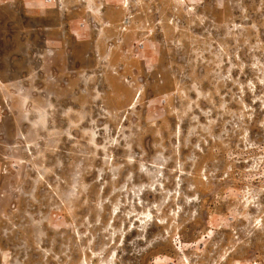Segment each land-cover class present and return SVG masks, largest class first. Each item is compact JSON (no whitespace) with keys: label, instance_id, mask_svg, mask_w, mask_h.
<instances>
[{"label":"rangeland","instance_id":"1","mask_svg":"<svg viewBox=\"0 0 264 264\" xmlns=\"http://www.w3.org/2000/svg\"><path fill=\"white\" fill-rule=\"evenodd\" d=\"M29 1L42 4L39 5L41 9H27L26 4ZM63 2L67 4L66 10L59 4L52 6L54 0H0V109H3L2 118H0V212L10 214L13 223L19 226L14 234V242L19 243L34 231L28 226L26 211L31 212L37 219L41 215H55L54 202L49 199L50 193L47 185L41 183L36 186L37 203H33L27 196L21 195L17 199L18 194L10 191L11 186H20L24 192L32 190L37 175L35 168L32 167L33 164L37 167L41 165L53 167L57 160H61L64 163L63 169H55V171L57 175L65 178L70 172V164L74 160L83 158L85 167L89 164L93 165V170L84 176L85 182L92 184L89 198L93 201L97 199L103 180H110V174L106 172L103 180L96 182V169L104 166L105 153L103 151H98L96 158H91L87 154L83 157L76 155L78 149L74 147V144L77 140L81 144L84 143V140H81V130H72L75 138L72 140L62 135L68 126L69 119H76L74 115L67 118L62 116V112L69 105L79 110L85 101H89V95L94 87L108 93L114 107L124 108L133 95L125 80L148 81L144 103L137 106L135 115H127L122 124L120 121L98 119V124H109L112 129L111 135H116L117 128L121 126L125 130L124 135H129L128 130L131 129L133 134L130 139L131 152L138 158L142 156L144 161L153 160L161 151V146L167 149L164 155H171L172 146L177 142L180 144L179 158L183 160L193 151L192 145L198 139L196 136L188 138V131L194 123L190 119L191 115L199 116L201 123L206 122L200 109L206 110L212 105L203 99L199 101L200 107H193L192 113L185 117L183 122L178 121L171 112L172 108L182 109L186 105L187 101L183 97L176 95L167 104L152 105L153 100H158L161 96L176 91L177 83L181 84L183 89H190L192 84H196L199 91L211 92L212 100L216 105L227 102L228 110L233 113H239L242 109L237 97L240 85H244L243 103L249 106L253 115L250 122L245 116L244 122L250 130V139L264 144V131L258 127V123L264 120V106L260 100L254 99L264 94V86L256 82L258 72L257 69L251 67L253 56L264 60V55L256 49L250 51L249 47L256 42L257 36L261 42H264V26H262L264 25V12H256L260 0H199L195 5V16L203 18L202 24L194 16H186L182 11L174 12L170 0H128L127 11L122 7L121 0H97L98 3L104 4L101 19L111 25L105 28L104 32L105 37H110L107 41L108 45L112 46L109 63L116 67V74L99 60L98 48L100 56L106 52L104 40H98L100 24L91 13L86 12L84 4L78 0H63ZM241 9H247L246 13ZM162 16L163 24H157ZM173 16L181 29L179 32H173L172 25L168 23ZM253 23L256 24L258 32L251 28ZM236 25L241 27H234ZM245 37L249 38L248 44L244 43ZM178 38L181 42L179 47L172 43ZM221 47L227 51L228 55H220V68L217 69L218 61L215 53ZM234 53L239 55V61L236 60ZM149 61L156 62V67L151 73H149ZM229 61L232 64L243 62L245 65L243 72L239 67L232 68V80L218 83L216 73L218 71L220 76L227 74L230 67ZM33 72L36 77L29 81L27 78ZM92 75L95 79L86 83L85 78ZM237 80L238 84H234L233 81ZM249 80L255 83L254 92L249 91L246 86ZM6 87L9 90L12 88L38 89L40 91L31 93L32 98L37 101L47 97L49 93L52 94L51 102L56 105L54 118L49 121L47 132L38 130V136L34 133L29 137V140L34 143L18 139L14 113L8 111V105L4 100ZM187 96L195 100L196 91H187ZM84 110L91 111L93 118L99 117V109L95 108L90 101ZM158 114H162V118L156 120V127L150 126L149 119L155 118ZM218 114V111L213 109L212 116L216 117ZM230 119L232 117L229 115H222L213 126L212 134L221 136L235 153L238 151L236 148L238 134L233 135L232 124L225 123ZM88 127L87 121L81 125V129ZM177 128L180 131L179 138L175 135ZM225 129L228 130L227 136L222 135ZM19 131L27 134L29 126L26 123L21 124ZM157 131L160 133L159 136L156 135ZM186 138L188 139L187 147L184 146ZM97 143H103L102 131L97 137ZM16 145L18 147H15ZM124 145L125 141L121 140L119 146L109 149L113 164L125 163L129 152ZM201 147H204L205 151L200 157L197 172L201 165L207 163L209 170L212 168L220 170L217 172L219 176L227 165L232 163L227 159L228 149H225L219 141L213 142L208 139V146L205 147L201 142ZM212 148H218L219 151L213 152ZM54 149L58 150L54 151ZM175 160L176 157L173 156L167 168L174 167ZM16 161L20 163L13 168L12 165ZM245 166L243 162L234 164L232 175L237 179L232 182V187L239 189L243 186L238 170ZM188 167L185 165V170ZM4 169L7 171L5 172ZM129 171L134 173L133 183L139 184L147 181L144 174L137 171V165L125 164L116 181L117 186L123 182ZM165 175H169L167 169ZM175 175L172 173L169 176L170 182L165 187L174 186ZM182 179L185 181L181 185L183 189L187 183L193 182L194 178L182 177ZM47 180L55 186L54 176L49 175ZM111 188V183L106 185L103 192L99 193V198L107 197ZM224 189V184H216L214 188L206 186L199 189L200 200L192 205L198 208V215L181 228L182 242L194 243L203 232H211L216 222L215 217H227L230 209H235L238 213L244 211L239 199H217L216 193L223 195ZM117 196H120L123 202L121 193L113 195L111 200L114 202ZM129 198L131 199V194ZM141 199L151 202L159 199V196L145 192ZM260 200L264 203V195L260 197ZM133 205L137 211L140 210L135 201ZM14 206L18 209L16 213H12ZM110 208V204L104 205L105 211L101 216L105 223L108 220ZM127 208L128 205H124L121 212ZM87 211L88 209H82L77 215L83 217ZM247 213L249 216H256L257 210L250 206ZM116 216L117 219L113 220L114 227H118L122 219L120 213ZM94 219L95 214L90 217V220ZM248 223L249 221L243 216H238L230 221L229 227L221 226L216 229L207 245L205 255L203 257L193 256L194 264H203V261L209 258L208 253L214 257L221 248L234 242V236L243 238V230ZM4 227H10V225L7 221L0 219V228ZM41 227L47 233L42 246H50L54 238V250L56 251L60 250L61 244L66 243L71 235L65 229H60L59 232L53 231L48 227L47 222ZM124 227H128L127 223ZM157 230L158 226L150 228L148 236L151 237ZM61 233H64L63 238ZM135 235L136 230L133 229L132 233L125 237L126 252H131L127 241ZM249 239L250 245H240L237 251L230 256L229 261L243 262L257 257L264 258V232L256 231ZM140 243L142 242L137 241V244ZM213 244L218 245L215 251ZM193 252V249H187L185 255L191 256ZM156 254L161 256L157 257L156 264H167V258H174L177 252L169 243H158L154 249L150 250L148 257ZM72 255L73 259L79 258L75 250ZM141 255L143 257V254ZM29 257L28 264H40L39 253L33 250L29 253ZM148 257L143 258L146 260ZM139 259L141 257L134 254L123 256L124 261H132V264H137ZM49 264H53L50 257Z\"/></svg>","mask_w":264,"mask_h":264},{"label":"clouds","instance_id":"2","mask_svg":"<svg viewBox=\"0 0 264 264\" xmlns=\"http://www.w3.org/2000/svg\"><path fill=\"white\" fill-rule=\"evenodd\" d=\"M83 3L85 10L91 13L96 21L100 24L98 40L103 39L106 46V52L104 55H99V48L97 50L99 60L106 68L110 69L116 74V67L111 65L112 46L108 45L107 41L110 37H105L104 29L111 25L104 22L101 17L103 15L102 8L103 3H98L97 0H78ZM173 5V11L183 12L186 16L195 17L200 23H203V18L195 16V5L199 0H170ZM59 4L61 8L67 9V4L63 0H54L52 6ZM121 5L127 11L128 0H121ZM246 13L247 9H241ZM256 12H264V0H260L259 5L256 8ZM168 23L172 25L173 32L181 31L178 26V22L173 16L168 20ZM157 24H163V16L161 20L157 21ZM264 26V25H262ZM241 27V26H234ZM251 28L258 32V28L255 23L251 25ZM151 32V29H149ZM172 43L179 47L180 39H175ZM244 43H249V38L245 37ZM250 51L253 49L259 50L264 55V42H261L257 36L256 42L251 44ZM210 50V49H209ZM223 54L228 55L227 51L223 47L219 49L215 55L217 56L216 68H220L219 57ZM235 55L237 61L240 60L238 54ZM251 67L257 69L258 75L256 76V82L264 86V60L253 56ZM230 67L227 74L220 76L217 71L218 83H222L225 80H232L231 70L232 68L239 67L243 72L244 63L232 64L229 61ZM156 67L155 61H149V73ZM36 77L35 72L31 73L27 78L29 81L34 80ZM95 79L94 75L87 76L85 82H90ZM128 87L132 90L131 100L124 108H117L113 106L112 101L109 98V94L94 87L89 95V101L91 104L99 109V117L93 118L91 111H85L89 101H85L79 110L74 109L71 105L67 106L62 112V116L69 117L74 115L76 119H69L68 126L62 133L67 136L68 139H75L72 135L73 129L81 130V140L84 143L81 144L79 140L76 141L74 147L78 149L76 155L83 157L85 154L91 158H96L98 151H103L104 166L96 169V182L103 180L105 173L110 174V180H103L100 186L99 193L103 192V188L111 183V192L107 197L103 199L99 198V193L96 200H90L89 191L92 187L91 183L85 182L84 176L93 170V165L89 164L85 167L83 158L74 160L70 164V172L67 177L62 178L57 175L55 169H63L64 163L61 160H57V163L53 167H44L43 165L37 167L32 165L36 170V179L34 181V187L30 192H24L20 186H11L10 191L16 192L19 196H27L33 203H37L36 199V186L43 183L47 185L49 189V199L54 202L55 215L43 216L41 215L37 219L31 212L26 211L25 216L29 221V227H32L34 231L26 236L19 243L14 242L15 232L18 229V225L13 223L10 218V214L0 212V219L7 221L10 227L0 228V264H28L29 253L33 250L40 254V264H49V257L53 264H132V261H124V255H135L141 257L137 261V264H156L157 257H161L159 254L148 257L150 250L158 243H169L176 250L177 255L174 258H167V264H194L193 256L203 257L206 253L208 243L211 241L212 236L215 234V230L219 227H229L230 221L236 219L238 216L249 221L247 227L243 230L244 237L234 236V242H230L225 247L216 252L213 257L211 253H208V259L203 261V264H264V258H253L244 260L243 262L232 260L229 261L230 256L235 253L240 245L249 246L250 237L254 235L256 231L264 232V203L261 202L260 197L264 195V144H260L250 139V130L245 124V116H247L250 122L253 119L252 110L248 105L243 103V88L244 85H240V91L238 99L242 105V109L239 113L230 112L227 108V102H221L216 105L212 100L211 92H202L197 89L196 84H192L190 89H183L182 85L177 83L176 91L169 92L161 96L158 100H153L152 105L167 104L173 96L179 95L183 97L187 103L182 109L172 108L171 112L175 115L178 121L183 122L185 117H188L193 111V107L199 108V101L201 99L208 101L212 107L208 109H200L201 114L205 117L206 122L201 123L199 116L191 115L190 119L194 122L193 126L188 131V138L196 136L197 142L192 145L193 151H191L183 160L180 156V144L172 146V154L164 155L167 149L161 146V151L156 154L155 158L151 161H144L142 156L138 158L131 152L132 144L130 142L131 129H129V135H124V128L118 127L116 135H111L112 129L108 123L98 124V119H106L108 121L116 122L122 121L127 115L136 114L137 106L144 103V97L148 88V81L140 82L139 79L125 80ZM162 84L163 81L161 80ZM234 84H238L237 81H233ZM247 88L249 91H255V83L252 80L247 82ZM195 90L197 98L191 100L187 96V91ZM33 91H40L38 89H16L9 90L8 87L4 89V100L8 105V111L14 113V119L17 126L18 139H23L27 143H34L29 140V137L34 133L38 136L39 131L48 130L49 121L53 120L56 105L51 102V93L39 101L34 100L31 96ZM218 94V90H217ZM256 100L262 102L264 106V94L254 97ZM223 101V97H221ZM213 109L218 111L216 117L212 116ZM3 109H0V118H2ZM123 113V115H121ZM229 115L232 119L225 121L226 124H232L233 135L238 134V143L236 148L238 151L235 153L229 148L221 136H215L212 134V128L216 125L217 120L222 115ZM162 114H158L155 118L149 119V124L152 127H156V120L161 119ZM88 122L89 127L87 129H81V125ZM27 124L29 126V132L27 134L20 132L19 128L21 124ZM258 127L264 131V120L258 123ZM199 130V131H198ZM103 132V143H97V137ZM160 135L159 131L156 133ZM179 138L180 131L177 128L175 133ZM223 136L228 135V130L225 129L222 132ZM207 137V139L205 138ZM39 138V137H38ZM208 139L213 142L219 141L220 144L228 149L227 159L232 161L223 170L222 174L217 176V172L220 171L217 168L209 170L207 163L203 164L199 168V172L196 171L197 165L200 161V157L204 154L205 148L201 147V142L204 146H208ZM125 141L124 147L129 154L125 159V163L113 164V158L109 154V149L113 146H119L120 141ZM242 145V147H241ZM185 147L188 146V139L185 140ZM15 147H18L16 145ZM58 149H54L56 151ZM211 151L218 152V148H212ZM199 153V155L197 154ZM173 156L176 157L174 167L167 168L170 161L173 160ZM34 159V158H33ZM251 161V163H249ZM243 162L246 166L238 170L240 182L242 187L236 189L231 186L232 182L237 178L232 175L234 171V164ZM20 161L13 163L12 167L15 168ZM125 164L131 166L137 165V171L144 174L147 178L146 182L139 184L133 183L134 173L129 171L124 177L122 183L118 186L116 181L119 179L120 171L125 167ZM185 165L189 167L185 170ZM167 169L169 175H165ZM6 172L7 169H4ZM175 173L173 178L174 186L169 188L165 187L168 184L169 176ZM51 175L55 177V186L50 184L47 177ZM182 177H192L193 182L187 183L185 188H181V185L185 183ZM216 184H224L225 189L223 195L219 192L216 193L218 200L228 198L239 199L240 205L243 207V212H236L235 209L229 210L227 217H215V223L212 226L211 232L206 231L200 234L199 238L194 243L182 242L180 230L190 220H194L198 215V208L192 207L200 200L199 189L201 187L211 186L214 188ZM210 190V189H209ZM149 192L154 195H158L159 199H154L151 202L142 200L143 193ZM117 193L123 194V202L120 196H117L113 202L111 197ZM189 193H191L189 195ZM131 194V199L129 198ZM139 205V211L133 205ZM182 201V202H181ZM110 204V212L108 213L107 222L102 221L101 214L104 213V205ZM124 205H128V208L121 212V208ZM255 207L257 210L256 216H249L247 210L249 207ZM82 209H88L87 213L80 217L77 215ZM18 209L14 206L12 213H16ZM120 213L122 219L118 227L113 226V220L117 219L116 214ZM95 214V219L90 220V217ZM67 217V219H65ZM131 217V219H128ZM47 222L48 227L53 231L59 232L60 229H65L71 233L66 243H62L60 250H54L55 239L53 238L50 246L43 247L44 239L47 233L42 229V225ZM127 223L128 227L125 228L124 224ZM154 226H158V230L148 236V230ZM133 229L136 230V235L132 236L128 241V245L131 248V252H126L124 249L125 237L129 236ZM235 233V229H233ZM64 233H61L63 238ZM30 240V242H29ZM137 241L142 243L137 244ZM203 245V246H201ZM218 245L213 244V250ZM187 249H193L194 252L191 256L185 255ZM75 250L79 254L78 259H73L72 252ZM23 253V256H21ZM148 257L146 260L142 257Z\"/></svg>","mask_w":264,"mask_h":264},{"label":"crops","instance_id":"3","mask_svg":"<svg viewBox=\"0 0 264 264\" xmlns=\"http://www.w3.org/2000/svg\"><path fill=\"white\" fill-rule=\"evenodd\" d=\"M27 5V9H37L40 10L41 8H39V5H42L40 3H33V1H29V3L26 4Z\"/></svg>","mask_w":264,"mask_h":264}]
</instances>
